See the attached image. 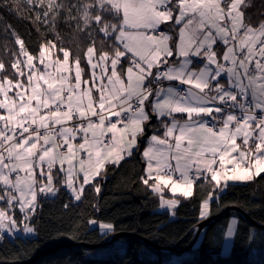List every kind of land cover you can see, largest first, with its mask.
<instances>
[{"label": "snow or ice", "instance_id": "6c2138e0", "mask_svg": "<svg viewBox=\"0 0 264 264\" xmlns=\"http://www.w3.org/2000/svg\"><path fill=\"white\" fill-rule=\"evenodd\" d=\"M27 3L56 40L30 51L13 31L18 48L0 61V239L20 223L36 231L39 196L64 187L79 202L86 186L99 196L97 177L141 151L152 116L163 131L148 137L139 179L172 215L180 201L165 189L187 199L210 185L199 210L207 219L229 182L264 178V14L254 21L250 0ZM59 19L87 38L82 47L68 34L78 51Z\"/></svg>", "mask_w": 264, "mask_h": 264}, {"label": "trees", "instance_id": "16d2710c", "mask_svg": "<svg viewBox=\"0 0 264 264\" xmlns=\"http://www.w3.org/2000/svg\"><path fill=\"white\" fill-rule=\"evenodd\" d=\"M250 3L252 6L248 11L255 21L264 14V0H250ZM38 11L41 9H34L27 0H0V61L7 64L10 53L18 48L12 42L13 31L25 40L30 51H35L45 37L56 40L53 33L36 21ZM57 29L64 37L65 46L72 47L73 51L79 49L67 43L69 33L79 38L82 47L87 43L84 34L73 32L63 19L57 21ZM52 55H57L55 50ZM158 130L160 134L163 131L160 120L152 116L145 136L139 140V148L142 149L149 134H157ZM108 169L106 176L97 177L101 182L99 196L90 190V186H86V195L79 202L64 187L55 197L39 196L40 207L33 220L29 221L36 229L34 235L12 239L3 236L0 239V264H174L172 260L184 253L191 254L192 258L179 264H264V231L254 228L235 211H229L208 224L191 249L179 254L156 251L141 239H147L163 249H183L189 245L194 227L202 220L199 217L200 205L211 186L195 187L193 196L187 199L180 196L175 215L171 216L167 211L158 210L159 196L140 182L144 169L141 151L122 161L119 167L108 165ZM261 176L264 177V174ZM200 183L198 181L197 185ZM229 185L223 192L214 194L219 199L210 201L209 216L237 207L252 220L264 225V178ZM65 204L69 207L65 208ZM16 211L17 218L22 219V214L18 209ZM231 217H237L238 224L232 250L222 256L224 231ZM93 219L110 222L115 230L101 234L97 228H90L89 220ZM114 233L130 235L103 247L118 245L121 250L116 249L110 256L97 257L99 249L88 250L77 246L81 243L102 244ZM200 238L201 242L196 246Z\"/></svg>", "mask_w": 264, "mask_h": 264}, {"label": "rangeland", "instance_id": "374dc122", "mask_svg": "<svg viewBox=\"0 0 264 264\" xmlns=\"http://www.w3.org/2000/svg\"><path fill=\"white\" fill-rule=\"evenodd\" d=\"M52 56H53V55H52ZM156 118H157V117H156ZM152 134H156V133H152ZM152 134H149L148 137H150ZM161 134H162V133H161ZM148 137H147V139H146V143L142 146V149H141V155H142V151L144 150V148L147 147V144H148ZM138 145H139V142H138ZM143 160H144V159H143ZM144 170H145V162H144V169H143V172H144ZM229 183H241V182H229ZM66 190H67V189H66ZM67 191H68V190H67ZM68 192H69V191H68ZM69 194H70V192H69ZM70 195H71V194H70ZM163 195H164V198H165V199H168V198H176V199H178V200L180 201V199H179L180 196H179L178 193L176 194L175 197H173V194H172L169 190H167V189L164 190ZM49 197H52V196L49 195ZM71 197H72V196H71ZM72 198H73V197H72ZM159 198H160V197H159ZM73 199H74V198H73ZM2 203H3V202H0V207H2ZM158 210H159V211H167V212L170 213L171 216H173V215H172V210H169V209L166 208V207H165V208H162V207H160V204H159ZM199 217H200V215H199ZM208 217H209V216H208ZM233 220L237 221V224H238V219H237V217H231V218L229 219L228 225H227V227H226V229H225V231H224V237H223L222 247H221V251H220V253H221L222 256H226V255L230 254V252H231V250H232V244H233V238H234V235H233L232 237H228V236H227V228H228L230 222L233 221ZM99 223H103V222H98V221H97V224H95V225L89 223V226H90V228H97V229L100 231L101 234H104V233L102 232V230L99 228ZM237 224H236V227H237ZM18 228L20 229L19 231L13 230L12 233H3L2 235H3V236H6V237H8V238H11V239L14 238L15 236H21V237H23V238H30L31 236L34 235V233H32V234H27V233H25V232L23 231V223L18 224ZM234 234H235V233H234ZM200 242H201V238L198 240L196 246H198V245L200 244ZM57 248H58V247H57ZM116 249H120V248L118 247L117 244L114 245L113 247H107V248H103V249H99V250H97V251H96V255H97V257H106V256H110V255L112 254V252H114ZM120 250H121V249H120ZM191 258H192V255H191V254H189V253H184V254L180 255L179 257L174 258V259L172 260V262H173L174 264H179L182 260H184V259H191ZM256 260H257V259H256Z\"/></svg>", "mask_w": 264, "mask_h": 264}, {"label": "water", "instance_id": "95a60500", "mask_svg": "<svg viewBox=\"0 0 264 264\" xmlns=\"http://www.w3.org/2000/svg\"><path fill=\"white\" fill-rule=\"evenodd\" d=\"M229 211H235L237 213H239L250 225H252L254 228L258 229V230H262L264 231V225H261L257 222H255L254 220H252L248 215H246L241 209L237 208V207H229L224 209L223 211H221L218 214H214V215H210L207 219H202L195 227H194V234H193V238L191 240V242L189 243V245L183 249H176V247H169L166 249L160 248L157 245L153 244L152 242L148 241L147 239H141L143 240V242L147 245H149L150 247H152L153 249H155L156 251H160V252H165V253H182L188 249H191L194 244L196 243L201 231L210 223L222 218L225 213L229 212ZM130 234L127 233H114L107 241H105L102 244H85V243H81V244H77V246H82L85 249L88 250H96V249H100L103 248L105 246L111 245L113 243L116 242V240L122 238V237H127ZM76 246V245H75Z\"/></svg>", "mask_w": 264, "mask_h": 264}, {"label": "built area", "instance_id": "2783aa9c", "mask_svg": "<svg viewBox=\"0 0 264 264\" xmlns=\"http://www.w3.org/2000/svg\"><path fill=\"white\" fill-rule=\"evenodd\" d=\"M167 82H165V84H166ZM174 84L176 83V82H173ZM178 87H182V86H179V85H177Z\"/></svg>", "mask_w": 264, "mask_h": 264}, {"label": "bare ground", "instance_id": "6f19581e", "mask_svg": "<svg viewBox=\"0 0 264 264\" xmlns=\"http://www.w3.org/2000/svg\"><path fill=\"white\" fill-rule=\"evenodd\" d=\"M174 84V83H173ZM166 86L168 85V82L165 84Z\"/></svg>", "mask_w": 264, "mask_h": 264}]
</instances>
